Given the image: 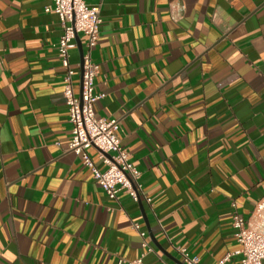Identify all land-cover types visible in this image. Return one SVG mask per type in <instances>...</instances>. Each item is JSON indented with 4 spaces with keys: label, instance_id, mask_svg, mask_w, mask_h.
Segmentation results:
<instances>
[{
    "label": "crops",
    "instance_id": "1",
    "mask_svg": "<svg viewBox=\"0 0 264 264\" xmlns=\"http://www.w3.org/2000/svg\"><path fill=\"white\" fill-rule=\"evenodd\" d=\"M84 1L101 9L95 116L118 121L142 194L110 200L68 150L49 2L0 0V264H241L232 217L264 197V0Z\"/></svg>",
    "mask_w": 264,
    "mask_h": 264
},
{
    "label": "built area",
    "instance_id": "2",
    "mask_svg": "<svg viewBox=\"0 0 264 264\" xmlns=\"http://www.w3.org/2000/svg\"><path fill=\"white\" fill-rule=\"evenodd\" d=\"M45 13L57 16L62 33L54 45L57 58L63 69V97L67 107L68 120L71 126V140L68 150L80 158L87 167L92 180L104 191L110 200H117L123 193L133 201H138L142 194L138 183V173L129 162V154L122 146L118 136L117 120L99 119L95 116L94 106L105 95L96 93L95 77L98 66L92 61V50L98 43L101 25L100 5H88L84 0H47ZM76 35L85 38L82 49V64L79 76L78 93L74 87L75 72L69 63V51L74 46ZM94 149L98 160L105 166L100 171L90 158L88 151ZM150 203V199H145ZM132 228L138 231L141 238L144 232L139 226ZM234 237L239 245L235 254L241 255V264H263L264 262V197L255 205L248 219L237 214L232 217ZM142 246L150 252L145 242ZM184 264H198L190 258L184 249L179 251ZM145 253L132 261L119 260L120 264H144ZM229 256L226 257V259Z\"/></svg>",
    "mask_w": 264,
    "mask_h": 264
},
{
    "label": "water",
    "instance_id": "3",
    "mask_svg": "<svg viewBox=\"0 0 264 264\" xmlns=\"http://www.w3.org/2000/svg\"><path fill=\"white\" fill-rule=\"evenodd\" d=\"M77 37V36H75ZM79 51H80V59H81V64H82V46H79Z\"/></svg>",
    "mask_w": 264,
    "mask_h": 264
}]
</instances>
